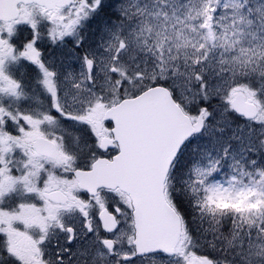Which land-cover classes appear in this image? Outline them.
Segmentation results:
<instances>
[{"label": "snow or ice", "instance_id": "6c2138e0", "mask_svg": "<svg viewBox=\"0 0 264 264\" xmlns=\"http://www.w3.org/2000/svg\"><path fill=\"white\" fill-rule=\"evenodd\" d=\"M0 264H264V0H0Z\"/></svg>", "mask_w": 264, "mask_h": 264}]
</instances>
